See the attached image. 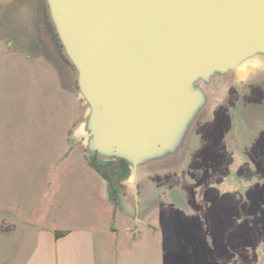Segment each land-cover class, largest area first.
I'll return each instance as SVG.
<instances>
[{"label":"rangeland","instance_id":"rangeland-1","mask_svg":"<svg viewBox=\"0 0 264 264\" xmlns=\"http://www.w3.org/2000/svg\"><path fill=\"white\" fill-rule=\"evenodd\" d=\"M38 4L0 0V225H14L0 232V264L20 257L27 222L38 220L91 227L97 254L107 253L114 264H264V67L248 61L237 70L239 81L228 84L210 119L198 124V142L183 169L140 181L142 221L133 222L126 174L100 167L111 177L102 184L117 227L107 235L99 184L79 154H69L71 148L83 154L82 142L72 144L70 135L84 107L44 12L40 38L32 37ZM37 41L63 68L58 106L45 105L42 73L33 77ZM245 66L249 71L239 74ZM128 215V227H136L129 235Z\"/></svg>","mask_w":264,"mask_h":264},{"label":"water","instance_id":"water-1","mask_svg":"<svg viewBox=\"0 0 264 264\" xmlns=\"http://www.w3.org/2000/svg\"><path fill=\"white\" fill-rule=\"evenodd\" d=\"M84 114L73 126L88 161L123 163L138 185L183 169L198 124L238 82L264 67V0H42ZM136 230V227L134 228Z\"/></svg>","mask_w":264,"mask_h":264},{"label":"crops","instance_id":"crops-1","mask_svg":"<svg viewBox=\"0 0 264 264\" xmlns=\"http://www.w3.org/2000/svg\"><path fill=\"white\" fill-rule=\"evenodd\" d=\"M36 11V17L33 18L31 29L33 32L32 37H38L39 40L40 37L38 35L41 34L39 33V18L43 17L44 12L42 0H39ZM46 23L49 27L47 20ZM52 39H54V42H51L54 43L56 48V40L55 38ZM35 41L36 40H33V42ZM37 43H39L36 49L37 53L32 62V66L35 67V74L33 77L36 76L37 72L42 73L40 76V78L42 77V81L40 83L46 90L44 97L45 105L49 107L52 105L58 106L59 96L64 87L65 76L62 74L63 68L60 70L59 66L56 64V60L51 56L52 54L47 44L40 41H37ZM70 136L73 137L72 131ZM68 138L66 137V139ZM67 145H69L68 142ZM69 151V154L74 151L79 154L81 162L86 166L87 170L91 172V175L95 177L96 182L99 184L98 200L102 205V210L108 215L104 232L107 235H112L117 227L115 226V214L112 210V205L109 198H107L105 188L102 184L104 183L106 185V181L99 178L96 172L89 167L88 161L83 157L81 152L73 148L69 149ZM64 155L66 154L64 153ZM67 159V156H65L64 160ZM100 188H102L101 191ZM128 218L129 215L125 217L126 224L124 227V230L127 231V235H129L131 231H134V229L131 230L130 227H128ZM140 219L142 218L140 217ZM26 227V238L23 242V248L19 252L20 257L16 256V260H14L13 264H114L107 253H102L101 255L97 254L94 232L91 227H61L50 224L46 220L28 221ZM57 232L61 233V235L56 236L55 234Z\"/></svg>","mask_w":264,"mask_h":264},{"label":"trees","instance_id":"trees-1","mask_svg":"<svg viewBox=\"0 0 264 264\" xmlns=\"http://www.w3.org/2000/svg\"><path fill=\"white\" fill-rule=\"evenodd\" d=\"M49 28H50V26H49ZM51 34L53 35L52 31H51ZM56 44H57V43H56ZM59 56L63 59V61H64L65 63H67V62L65 61V59L61 56L60 53H59ZM67 64H68V63H67ZM68 65H69V64H68ZM69 67H70V65H69ZM70 68H71V67H70ZM90 162L93 163L96 172H98L99 175H100V176H101L106 182H108L109 184H110V182H111V177H110L107 173L100 171V167H101V166H103V165H109V166L114 165L117 169L121 170L124 174H127V168H126V166H125L123 163H117V164H112L111 162H108V163H99V162H97L95 159H92V161H90ZM13 229H14V225H13V224H1V225H0V232H3V233H9V232H11ZM55 235H56V236H60L61 233H58V232H57Z\"/></svg>","mask_w":264,"mask_h":264},{"label":"bare ground","instance_id":"bare-ground-1","mask_svg":"<svg viewBox=\"0 0 264 264\" xmlns=\"http://www.w3.org/2000/svg\"><path fill=\"white\" fill-rule=\"evenodd\" d=\"M249 69H250V68H249L248 66H247V67L245 66V68H242V70H240L241 72H240L239 74H241V75H245V74L247 73V71H249ZM241 75H240V76H241ZM249 77H250V76H249Z\"/></svg>","mask_w":264,"mask_h":264}]
</instances>
